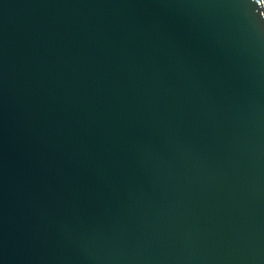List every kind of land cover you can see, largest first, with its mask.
Segmentation results:
<instances>
[{"label": "water", "instance_id": "water-1", "mask_svg": "<svg viewBox=\"0 0 264 264\" xmlns=\"http://www.w3.org/2000/svg\"><path fill=\"white\" fill-rule=\"evenodd\" d=\"M0 264H264V0H0Z\"/></svg>", "mask_w": 264, "mask_h": 264}]
</instances>
